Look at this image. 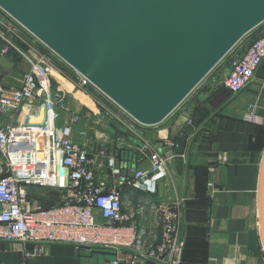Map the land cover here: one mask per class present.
I'll return each mask as SVG.
<instances>
[{"label": "crops", "instance_id": "0c3cea01", "mask_svg": "<svg viewBox=\"0 0 264 264\" xmlns=\"http://www.w3.org/2000/svg\"><path fill=\"white\" fill-rule=\"evenodd\" d=\"M0 15L6 16L2 10ZM262 31L264 26L236 44L196 95L159 124L140 125L116 109L125 132L118 127L110 130L108 122L112 119L101 113L99 92L92 87L79 88L75 70L61 60V72L55 70L53 76L51 71L53 86L60 89L67 104L59 110V125H71L72 139L87 152L97 173H108L105 164L110 157L122 177L131 169L148 168L147 152L141 150L146 143L159 147L167 158V175L160 193L157 190L149 197L124 183L120 196L123 209L134 213V221L147 236L148 244L155 243L159 236L148 200L180 203L184 246L179 264H264L258 223V175L264 156V62L253 80L235 95L221 83L231 61ZM21 33L29 43L18 39L22 53L10 51L6 57L23 75L29 69L25 56L37 57L45 46L27 31ZM0 82L10 84L3 79ZM40 113L26 118L22 109L4 112L0 123L38 122ZM167 146L168 154L161 151ZM222 155H226V161ZM32 247L0 240V264H103L114 256L104 248L85 250L70 244H46L41 254L26 256L25 251Z\"/></svg>", "mask_w": 264, "mask_h": 264}, {"label": "built area", "instance_id": "2783aa9c", "mask_svg": "<svg viewBox=\"0 0 264 264\" xmlns=\"http://www.w3.org/2000/svg\"><path fill=\"white\" fill-rule=\"evenodd\" d=\"M2 12L7 17L0 15V54L22 53L16 39L26 30ZM25 58L29 69L23 73L21 86L0 82V115L11 108L22 109L26 118L40 112L42 116L38 122L0 123V240L31 244L26 256L41 254L46 244H70L78 249L112 251L113 258L103 264H179L184 246L180 203L148 200L159 227L157 241L148 244L147 236L134 221V213L123 209L120 196L124 183L149 197L156 195L158 183L167 175V158L159 147L141 145V150L148 153L146 169H131L122 177L110 157L107 165L114 177L100 175L91 167L87 152L72 139L71 125H59V110L67 104L60 89L53 86L51 56L43 51L32 59ZM263 62L264 32L231 61L221 83L235 95L253 80ZM75 74L79 88L96 89L87 78ZM104 113L120 123L114 110L106 107ZM222 159L226 161V155ZM59 165L66 169L64 176L58 172ZM30 187L57 190L62 199L43 207L28 198Z\"/></svg>", "mask_w": 264, "mask_h": 264}, {"label": "water", "instance_id": "95a60500", "mask_svg": "<svg viewBox=\"0 0 264 264\" xmlns=\"http://www.w3.org/2000/svg\"><path fill=\"white\" fill-rule=\"evenodd\" d=\"M0 9L144 126L162 122L264 22V0H0ZM2 79L21 86L23 75L0 54ZM258 192L264 251V156Z\"/></svg>", "mask_w": 264, "mask_h": 264}, {"label": "rangeland", "instance_id": "374dc122", "mask_svg": "<svg viewBox=\"0 0 264 264\" xmlns=\"http://www.w3.org/2000/svg\"><path fill=\"white\" fill-rule=\"evenodd\" d=\"M264 24V23H263ZM262 24V25H263ZM261 26V25H260ZM257 27L255 28L253 31H251L248 35L246 36H249L252 34V32H256L261 28V27ZM245 36V37H246ZM244 37V38H245ZM242 38V39H244ZM241 39V40H242ZM240 40V41H241ZM239 41V42H240ZM238 42V43H239ZM237 43V44H238ZM44 52H46L47 54H49V56H51V64H52V73H53V76H55V70H59L61 68H58L60 67V59L59 57H57L56 55H53L51 53H49V50L44 47ZM232 50L229 52L231 53ZM228 53V54H229ZM226 57V56H225ZM58 68V69H57ZM68 70V69H67ZM213 70V69H212ZM212 70L204 77V79L188 94V96L180 103V105L178 107H183L187 104L188 100H191L192 97H194L196 95V90L200 89L204 84L205 82H208V80L210 79V77L213 75L212 74ZM61 72V70H59ZM69 72H73L72 70L69 71ZM219 81V80H218ZM220 82V81H219ZM99 92L98 96H101V99L98 100V103L102 105L101 107V113L103 114V116H105V109L106 107L108 109H111V110H114L116 111V109H118L119 107L114 103L112 102L109 98H107L104 94H102L100 91H97ZM93 97V96H92ZM95 100V98H93ZM41 114V113H39ZM84 144V143H83ZM87 145V143H86ZM92 144H88L87 146H91ZM106 168L108 170V174L111 176V174L113 173L112 172V169L110 166L107 165V162H106ZM112 176L114 177V175L112 174ZM52 189H47V188H43V187H30L29 190H28V198L30 200H32L33 202L39 204V205H47V204H50V203H53V202H58L62 199V193L55 190V191H50ZM113 256L111 255L110 259H112ZM109 259V260H110Z\"/></svg>", "mask_w": 264, "mask_h": 264}, {"label": "trees", "instance_id": "16d2710c", "mask_svg": "<svg viewBox=\"0 0 264 264\" xmlns=\"http://www.w3.org/2000/svg\"><path fill=\"white\" fill-rule=\"evenodd\" d=\"M263 23H264V22H263ZM263 23H262V24H263ZM262 24H260L261 26L259 25L261 28H263V26H264V24H263V25H262ZM259 26H258V27H259ZM256 28H257V27H256ZM253 30H254V29H253ZM253 30H252V31H253ZM262 32H264V31H262ZM247 35H248V34H247ZM259 35H260V34H259ZM259 35L254 36L253 39L257 38ZM253 39H252V40H253ZM20 40H21V39H20ZM20 40L16 39V42H18V41H20ZM50 191H55V190H50ZM58 202H59V201H58ZM58 202L56 201V202H53V203H50V204H47V205H41V206H43V207H49V206H52V205H54V204H56V203H58Z\"/></svg>", "mask_w": 264, "mask_h": 264}]
</instances>
